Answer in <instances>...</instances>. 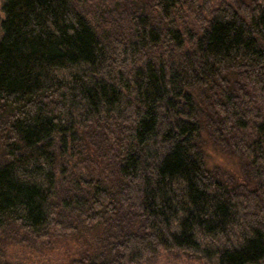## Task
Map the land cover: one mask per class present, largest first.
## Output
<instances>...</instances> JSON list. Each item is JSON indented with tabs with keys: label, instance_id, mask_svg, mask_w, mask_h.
Returning <instances> with one entry per match:
<instances>
[{
	"label": "trees",
	"instance_id": "16d2710c",
	"mask_svg": "<svg viewBox=\"0 0 264 264\" xmlns=\"http://www.w3.org/2000/svg\"><path fill=\"white\" fill-rule=\"evenodd\" d=\"M113 1L2 0L0 231L262 263L264 0Z\"/></svg>",
	"mask_w": 264,
	"mask_h": 264
},
{
	"label": "rangeland",
	"instance_id": "374dc122",
	"mask_svg": "<svg viewBox=\"0 0 264 264\" xmlns=\"http://www.w3.org/2000/svg\"><path fill=\"white\" fill-rule=\"evenodd\" d=\"M98 1H105V3L101 4L102 7L114 6L115 3L113 0ZM1 7L2 0H0V21L4 17ZM97 12L99 13L100 9ZM209 163L212 168L219 169L230 181L238 182L240 180L238 178L241 176V171L236 169L228 158L221 155L213 148H210ZM240 181L243 182V176ZM94 233L96 232H92L89 235L92 236ZM90 239L93 243H81L80 241H74V239H66V241L61 243H49L34 241L28 236L15 231H0V241L3 246V259L11 264H75L79 258L94 255L95 252H100L99 246L103 243H94L93 240L97 239V237H92ZM147 264L203 263L196 259H190L185 256H174L167 251H162L155 260ZM260 264H264V261Z\"/></svg>",
	"mask_w": 264,
	"mask_h": 264
}]
</instances>
